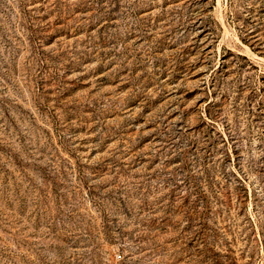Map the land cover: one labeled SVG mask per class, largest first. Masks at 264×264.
I'll return each mask as SVG.
<instances>
[{
    "label": "rangeland",
    "instance_id": "obj_1",
    "mask_svg": "<svg viewBox=\"0 0 264 264\" xmlns=\"http://www.w3.org/2000/svg\"><path fill=\"white\" fill-rule=\"evenodd\" d=\"M0 264H264V0H0Z\"/></svg>",
    "mask_w": 264,
    "mask_h": 264
}]
</instances>
